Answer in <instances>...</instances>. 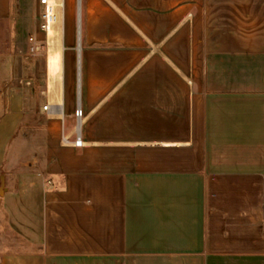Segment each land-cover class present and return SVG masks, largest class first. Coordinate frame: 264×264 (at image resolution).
Returning <instances> with one entry per match:
<instances>
[{
	"label": "crops",
	"instance_id": "obj_1",
	"mask_svg": "<svg viewBox=\"0 0 264 264\" xmlns=\"http://www.w3.org/2000/svg\"><path fill=\"white\" fill-rule=\"evenodd\" d=\"M84 25L44 157L13 161L27 96L0 85V264H264V0H85Z\"/></svg>",
	"mask_w": 264,
	"mask_h": 264
},
{
	"label": "rangeland",
	"instance_id": "obj_2",
	"mask_svg": "<svg viewBox=\"0 0 264 264\" xmlns=\"http://www.w3.org/2000/svg\"><path fill=\"white\" fill-rule=\"evenodd\" d=\"M6 1L9 15L5 21L0 23V53L4 58L7 57L6 60H0V66L2 67V70H0V85L5 88L14 85L20 86L25 96H27L26 117L22 128L27 133V137L21 143L22 152L12 158L16 163H27L34 160V157H44L47 146V139L43 138L41 132L49 129V123L46 117L39 114L37 107L38 105L44 107L45 102L37 97L40 89L45 87L44 84L47 81L46 65L48 64V58L55 51L49 45V37L58 40L59 47L56 50L60 52L62 60L65 36L69 37L74 44V52L77 55L78 38L80 37L82 40L85 34V0H66V10H64V7L55 8L58 22L49 34L41 30L45 14V6L41 4V0ZM53 2L56 4L53 7L61 6V3L59 4L55 0ZM67 2L71 6L70 11H68ZM64 13H66L67 19L70 17V26H65ZM32 38L42 46V49L35 51V53L31 51V47L34 45L31 42ZM15 57L17 60L14 62ZM75 70L76 78L80 79L81 86L83 65L81 61L79 68L77 56L75 57ZM1 93L2 90H0ZM77 110H82L78 104L74 111L75 117ZM2 111L3 107L0 103V115ZM83 117H85L84 112Z\"/></svg>",
	"mask_w": 264,
	"mask_h": 264
},
{
	"label": "built area",
	"instance_id": "obj_3",
	"mask_svg": "<svg viewBox=\"0 0 264 264\" xmlns=\"http://www.w3.org/2000/svg\"><path fill=\"white\" fill-rule=\"evenodd\" d=\"M41 4L45 6V14L43 16V23L41 25V30L43 32H46L47 34L49 33V30L51 28H53L56 23H57V15L55 14V9L50 7V3L49 0H41ZM31 42H33V46L31 47V51L33 53H35V51H40L42 49L41 44L37 43L36 41H34V39H31ZM48 109V106L45 107V110ZM76 118L78 120V122L80 123V121L83 118V111L82 110H77L76 111ZM79 130L77 131V138L74 141L73 145L75 147H82L83 146V142L78 134Z\"/></svg>",
	"mask_w": 264,
	"mask_h": 264
},
{
	"label": "bare ground",
	"instance_id": "obj_4",
	"mask_svg": "<svg viewBox=\"0 0 264 264\" xmlns=\"http://www.w3.org/2000/svg\"><path fill=\"white\" fill-rule=\"evenodd\" d=\"M49 3H50V7L55 9V7H53V6H55L56 4L53 2V0H49ZM50 30H49V32H50ZM49 38H50V42H51L50 43L51 48L55 49V51L52 52L50 57H49L48 69H47L48 70V76H49L51 84H52L53 81L55 79L59 78V76H60L62 59H61L60 52L58 50H56V48L59 47L58 41L52 39L51 36Z\"/></svg>",
	"mask_w": 264,
	"mask_h": 264
},
{
	"label": "water",
	"instance_id": "obj_5",
	"mask_svg": "<svg viewBox=\"0 0 264 264\" xmlns=\"http://www.w3.org/2000/svg\"><path fill=\"white\" fill-rule=\"evenodd\" d=\"M3 194H4V191H3V189L1 188V189H0V196H3Z\"/></svg>",
	"mask_w": 264,
	"mask_h": 264
}]
</instances>
